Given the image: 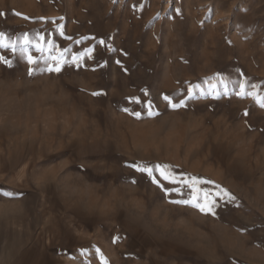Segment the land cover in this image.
Returning a JSON list of instances; mask_svg holds the SVG:
<instances>
[{
  "label": "rangeland",
  "instance_id": "374dc122",
  "mask_svg": "<svg viewBox=\"0 0 264 264\" xmlns=\"http://www.w3.org/2000/svg\"><path fill=\"white\" fill-rule=\"evenodd\" d=\"M0 33V264H264V0H0Z\"/></svg>",
  "mask_w": 264,
  "mask_h": 264
},
{
  "label": "snow or ice",
  "instance_id": "6c2138e0",
  "mask_svg": "<svg viewBox=\"0 0 264 264\" xmlns=\"http://www.w3.org/2000/svg\"><path fill=\"white\" fill-rule=\"evenodd\" d=\"M3 37V34L0 33V38ZM30 41H28L27 39H25V43H29ZM4 58L3 57H0V60H3ZM28 60H29V63H34V60L31 56L28 57ZM5 63H9L8 61H4ZM51 70V69H50ZM57 71H59V68L56 69ZM243 87V86H242ZM99 93H93V95H98ZM238 94H244L243 92L241 93H238ZM165 99H168L167 97H165ZM180 105L178 104H173L172 107H179ZM261 107H264V101H261ZM125 111H127V109H125ZM135 115L139 116V113H134ZM150 115L152 114L151 112L149 113ZM134 167H137L138 170L140 171H143V172H147L150 176L152 174V169L145 166L143 168H140L139 166H136L134 165ZM159 167V166H158ZM161 175H164V178L165 179H168L169 177L163 172L161 171ZM153 182H156L158 183V181L155 180V178H153ZM10 195V194H9ZM230 196V194H228ZM205 196H207V194H205ZM231 199H235L234 197H231ZM174 203H181V204H192L193 206L199 208L201 211H209V212H213V207L211 206H208V207H205V205L201 204L198 202L197 198L196 197H193L192 199L190 200H180V201H174ZM209 203H214V202H209ZM214 214V212H213ZM106 264V262H105Z\"/></svg>",
  "mask_w": 264,
  "mask_h": 264
}]
</instances>
